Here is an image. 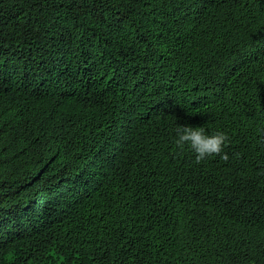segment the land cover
I'll return each mask as SVG.
<instances>
[{
    "label": "trees",
    "instance_id": "16d2710c",
    "mask_svg": "<svg viewBox=\"0 0 264 264\" xmlns=\"http://www.w3.org/2000/svg\"><path fill=\"white\" fill-rule=\"evenodd\" d=\"M0 264H264V0H0Z\"/></svg>",
    "mask_w": 264,
    "mask_h": 264
},
{
    "label": "clouds",
    "instance_id": "9594fccd",
    "mask_svg": "<svg viewBox=\"0 0 264 264\" xmlns=\"http://www.w3.org/2000/svg\"><path fill=\"white\" fill-rule=\"evenodd\" d=\"M178 139L176 145L183 149L187 144L196 153L195 162L197 164L204 161L207 157L213 155L221 156V153L229 140L226 133L217 131L214 134L207 135L203 127H193L191 125H182L177 129ZM221 159L228 161L227 153L221 156Z\"/></svg>",
    "mask_w": 264,
    "mask_h": 264
}]
</instances>
